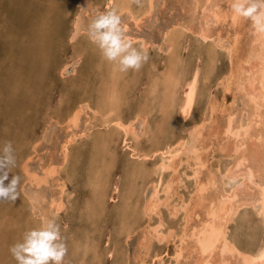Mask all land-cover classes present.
Segmentation results:
<instances>
[{
	"label": "rangeland",
	"instance_id": "374dc122",
	"mask_svg": "<svg viewBox=\"0 0 264 264\" xmlns=\"http://www.w3.org/2000/svg\"><path fill=\"white\" fill-rule=\"evenodd\" d=\"M78 1L79 0H0V146L10 141L15 156V166L9 171L8 180H5L4 183L7 184L14 175L20 177V183L17 189L19 195L17 198L14 201H0V264H16L15 259L9 251L10 247L21 239L22 234L26 230L36 227V225H39L46 218L50 219L53 217L56 218L57 223L60 225L61 235L64 238L67 248L63 264H194L193 262H195L196 259L200 260V256L199 253L193 249V238L189 237L188 234L191 233L192 229L197 228L203 219H206L205 211L208 202L216 201L217 197L219 198V196L222 195L230 197L233 193H235L233 196L234 200L241 199L242 202H248L244 203L247 206L243 204L237 208V212L233 215H236L235 218L233 216L231 218L233 221L231 220L230 222L229 220V223L227 222L228 228L226 229V233H229L227 236H229L236 245H239L241 242L242 244L238 246L239 248L248 246L249 250H255V248L261 246L264 240V231H262L264 227H262L263 223H261L262 219H260L261 216L259 215V202L253 200L255 199L256 194L254 191L256 190L253 191V188H251V190L248 189V191L245 190V176L243 177L242 173L241 175L234 174V171L238 169L237 171L241 172L240 170H245L249 168V166H252V169H254L253 171L256 173L254 172L253 174L254 178L252 177L251 187L256 185L254 182L258 184L262 182L263 176H261V174H264V152L262 151L261 143L258 142L257 137H255V135L257 136L256 133L260 134V131H262V124L254 125V123L250 122V105L245 100L242 92L237 90L236 84L232 83L229 89L225 90V85L227 83L226 78L230 75L228 72L231 71V67L238 70V67L235 66H240L242 69L239 71H242V76H248L249 73L246 71L247 68H250L252 64H256L259 60L258 54L264 52V43L259 45L258 40L255 39L256 33L253 31L250 22L239 18L235 19L234 22L231 20L229 16L231 11L229 0H134V6L136 8H140V6L145 8L150 1L152 4L149 12L140 15L141 18L139 17L136 22L130 17L128 12H118L126 36H133V38H128L136 42L134 46L139 47L138 49H141L140 44L142 42L146 43L147 48L144 51L148 52V59L142 64L140 67L141 69H138L139 71L130 69L131 72L128 70L129 73L123 71L119 72V74L121 73L120 75H122L117 83V85H119L120 106L115 113L120 112L118 114L121 115L126 122L133 119L132 126L135 128H132L133 130L129 129L130 131L128 130L126 133L121 129H119L120 131L115 130L112 123L108 126L102 124V118L98 114L94 116L92 111L88 108L86 109L85 106L80 110L81 114L76 126H69L66 121L70 112L75 110L79 104L82 103L81 105H83L87 100L92 108L95 107L94 102L98 99L99 94L97 95V90L100 86L101 79L103 77H110L106 76V74L109 75L105 70L106 68L103 71L101 70L104 64H101L99 68L96 67L99 65L98 55L100 53L96 48H93L95 45L92 43V46L87 34L90 21L100 11H95V9L90 7L87 11L83 10V7L86 5L88 6V1L90 2L91 0H82V3H78ZM96 1L97 0H94L93 3ZM194 1H197V8L193 10L192 4ZM202 4L204 6H202ZM201 8H203V11ZM216 10L217 12L220 11L225 17L223 19H220V17L215 22L210 21L212 18L211 11L216 12ZM106 11H108V9L104 10V12ZM85 12H87V14ZM203 13L205 15H203ZM79 14L80 16H78ZM202 16H205L207 20L209 19L208 23L210 24L205 23ZM58 18L60 24L58 23ZM40 20L42 26L40 29L42 30L41 32L38 31L40 28ZM73 22L77 25L80 33L75 36V39L69 40L67 36H69L68 32H71L74 26ZM204 24L208 27V33L211 36L206 42L207 44L204 43L206 46H203L201 43L199 44L197 37H195L193 33L198 27ZM185 25H188V29L185 31H188L189 35L184 31L183 42L185 48L182 50L181 66L183 67V72L186 70L185 73H187L188 70L187 74H189V70H191L193 64H199L200 74L196 96L190 113L185 117H181L182 115H179V109L175 103L177 100H181L184 88L181 87V89H177L174 96H170L171 98L169 100L170 102H174L177 98L174 103L175 105L173 104L172 107L170 106L172 109H168V113H166L167 117L164 120V116H166L164 112L167 110H164L161 106L158 107L162 99V94L164 93L160 95V89L158 88L157 92L155 90L157 93L156 95L155 92L148 89L149 83L147 82L149 81V77L152 76L151 73L158 74L164 68V62H162L163 59L161 58L162 54H158L160 48L162 49L166 46V42L162 41L161 38L164 28H169L170 26L171 29L176 30L178 29L176 27L180 29V26L183 27ZM233 37L237 38L236 41ZM214 42H216L217 45ZM78 43L81 44L80 46H87L80 58L73 56L74 49H80ZM217 46L218 48L216 49ZM41 47L43 49H40ZM253 48L255 50H253ZM192 49L194 52H200V59H197L198 61L196 62L195 53ZM254 52L257 57H255ZM208 53L216 54L213 65L209 64L210 57ZM165 57L166 56H163V58ZM229 59L231 60L229 61ZM75 60L77 61L73 64L72 62ZM149 61L150 63H148ZM56 62L57 64L68 63L63 74H61L59 70L60 65L57 66ZM143 66L144 68H142ZM148 67L152 68L147 70ZM237 70L236 73H232V76L235 74L237 77ZM101 72L105 73L103 74ZM125 74H131V79L128 77L129 75L127 76L130 81L127 78L124 80L123 77L126 76ZM146 76H148V79ZM84 77L86 79H84ZM186 78L187 76L183 77V79ZM64 81H66V83ZM84 81L87 86H85ZM124 82L127 83L124 85ZM126 85L129 87L127 88ZM230 89L231 91H229ZM233 91L236 92L235 94H237V96ZM149 94L151 95L150 98L148 97L150 96ZM124 96L129 102L125 100ZM215 102L218 103L216 104ZM218 104L219 107L217 106ZM246 104L248 105L247 107H245ZM212 106L213 110L210 108ZM142 109H144L145 112L147 109L150 110V113L148 112L149 114L146 112V125H141V116H138L141 111L143 112ZM209 115L211 118H209ZM161 116L163 119H160L162 118ZM228 118L231 121L230 128L236 127V123L243 126H247V123L252 125L248 124L250 126L248 127L249 134H251L252 137H249V139L245 136L246 141H244V146L246 147L243 146L244 149L238 147V151L233 150L235 147L234 144L237 141L235 139H239L240 137H234V135L230 134L227 130ZM154 121L157 123H154ZM164 121L165 124H163ZM242 121L246 122V125ZM196 123L198 125H196ZM85 126L89 129L91 128L88 136L82 138L78 136L73 142L69 154L71 156H69L67 163L59 168V174L48 176L45 181L41 182L39 185L30 182L27 176L31 171L39 176L41 173L43 174L44 169L49 165L61 162L62 154L60 152V145L62 141L66 139L69 132V134H73V132L78 134ZM97 128L99 130L101 129V131L97 130ZM257 129L258 131L256 132ZM142 130L145 132L142 133ZM190 131L192 135H190ZM251 131L254 132L252 133ZM93 132L95 137L92 136V134L90 135V133ZM158 132H162L158 134L161 135V137L157 135ZM107 138L108 140H106ZM132 138H134L135 141ZM157 138L161 139L157 140ZM95 139H101V142L98 144L99 141L96 142ZM240 140H243V138ZM156 142H159V145H157L158 143ZM102 143H104V145ZM164 144H166V146ZM255 144L258 148L255 147ZM150 145L153 146V150ZM98 146L101 147V150L98 149ZM137 147H139V149ZM156 147L158 149L155 151L154 149H156ZM169 147L174 150V153H172L173 150ZM103 148L108 150L106 151ZM147 148H149V151H147ZM190 149L197 150V155L203 165L200 162H196L194 154ZM251 150H256L258 154L252 153ZM89 151L94 152L92 153ZM240 153H243L246 158L242 163L243 165L241 164L235 169L233 165ZM95 157L97 158L95 159ZM101 157L104 158L103 162L105 164H102L104 168L100 165V161H102V159H100ZM139 157L142 158L140 159ZM167 157L172 161L170 165V167H172L170 169L162 166L163 162L165 164L169 160ZM143 159L144 161H141ZM165 159L168 160L166 161ZM96 161L98 165L95 163ZM127 162H132V165L127 164ZM126 164L131 167H128ZM134 167L137 170L134 169ZM155 167H158V170ZM85 168L90 171H86ZM131 169H134V171L131 172ZM227 169L231 171L228 172L226 171ZM94 170L101 174L102 182L100 185L105 182L104 184L106 185L103 186L104 189L108 186V189H105L107 197H104V200L100 203L93 198L97 188V185L94 184ZM129 170L130 172H128ZM142 171H145L146 174ZM134 172H136V174H134ZM197 172L198 174H196ZM227 172L231 173L228 174ZM125 173L129 175L127 176ZM55 175H57L58 178H62V180L64 179L65 188L63 192H61L62 194L59 192L60 189L57 186ZM134 175L138 178L135 177V179H133ZM129 176L132 177L134 181L137 179L140 181L137 180L135 183L133 181L131 182L130 180L132 179H130ZM142 176H145L144 178L147 180L145 179L144 181ZM210 180L213 186H210ZM208 182L209 185L207 184ZM131 183L134 184L132 185ZM124 185H126V188L123 187ZM198 185L199 187H197ZM206 185L209 186V188ZM195 187L200 188L199 191H196L198 189H195ZM125 189H128V191H125ZM218 190L220 191L217 195L216 192L218 193ZM129 194L132 198H129ZM166 194H168L170 198ZM35 196L37 200H35ZM60 197L63 202L62 209L55 210L53 209L54 206L49 208L50 199H60ZM150 200L156 206L153 209L149 206L150 203L148 202H150ZM124 201L126 204L123 203ZM121 204L123 206L125 205L124 208L126 209H122L123 206H121ZM179 204V207L176 206ZM147 205L148 210L146 208ZM143 207L144 209H142ZM16 209L18 210L16 211ZM116 209L126 211L120 212V210L117 211ZM120 213L123 215L120 216ZM119 216L120 219L118 218ZM122 221L128 224L131 223L129 225L132 228L127 227V224V226L122 225ZM259 224H261L262 227L260 229ZM154 226L160 228L158 229ZM233 226H235L234 229ZM117 227H119L118 230ZM126 227L127 230H129L127 233L125 231ZM154 228H157L155 231L157 234L154 233ZM119 230L120 232L118 233ZM168 230H170V232ZM260 231H262V234H260ZM158 232L160 234L164 233V235H158ZM233 232L236 234L237 239ZM245 232H249L251 238L247 235L248 233ZM183 233L187 234V236H184ZM150 235L154 237L158 235V237L155 239ZM245 235H247V238H245ZM177 237H179V239ZM252 237L255 239H252ZM259 237H263V240ZM163 238H166V240H162ZM248 238L249 240H246ZM244 239L245 242L247 241V244L249 241H252L253 243H250H252L251 245L255 246V248H252L250 244L244 245ZM188 243H190V245ZM179 252L180 254L177 256ZM216 254L217 251L214 250L205 263L213 264L218 257Z\"/></svg>",
	"mask_w": 264,
	"mask_h": 264
},
{
	"label": "bare ground",
	"instance_id": "6f19581e",
	"mask_svg": "<svg viewBox=\"0 0 264 264\" xmlns=\"http://www.w3.org/2000/svg\"><path fill=\"white\" fill-rule=\"evenodd\" d=\"M94 1V0H93ZM93 1L91 0L90 2L88 1V6L86 5V6H84L83 8V10H88V8L90 7V8H92V9H95V11L96 10H98V11H100V12H104V10L105 9H108V11H116L117 13L118 12H128L129 14H130V17L136 22L138 19H139V17H140V15H143V14H145V13H148L149 12V10H150V8H151V1L149 2V3H147V5H146V7L145 8H142L141 6H140V8L139 7H135L134 6V0H97L95 3H93ZM198 1V0H197ZM197 1H194L193 2V10L195 9V8H197L196 6H197ZM57 3V2H56ZM78 3H82V0H79L78 1ZM87 3V2H86ZM199 4V3H198ZM202 6H204L203 4H202ZM82 7V6H81ZM207 7V6H206ZM209 8V7H208ZM202 9V11H203V8H201ZM90 10V9H89ZM212 12V18H211V20L210 21H213V22H215V21H217L220 17V19H223L225 16H223V14H221V12H220V14H219V12H217V10H216V12L215 11H211ZM86 14H87V12H85ZM84 13V14H85ZM97 13V12H96ZM83 14V15H84ZM119 14V13H118ZM127 14V13H126ZM230 15V18H231V20L234 22L235 21V19H237V17L236 16H234L233 14H232V12L230 11V13H229ZM203 15H205L204 13H203ZM77 16V15H76ZM78 16H80V14L78 15ZM129 16V15H128ZM148 16V15H147ZM208 16V15H207ZM210 16V15H209ZM82 17V16H81ZM81 17H80V19H81ZM203 17V19H204V22L205 23H208V20L205 18V16H202ZM79 18V17H78ZM141 18V17H140ZM208 18V17H207ZM42 20V19H41ZM41 20L39 21L40 22V28H39V26H38V28H39V32H41L42 30H40L41 29ZM81 21V20H80ZM60 22V20H59V18H58V23ZM172 22V21H171ZM57 23V22H56ZM57 23V24H58ZM80 23H82V22H80ZM60 24V23H59ZM58 24V25H59ZM73 24H74V26H73V28H72V30H71V32H68L69 33V36H67L68 37V39L69 40H73V39H75V36H77L79 33H80V31H79V29H78V27H77V25H75V23L73 22ZM177 24H179V23H177ZM208 24H210V23H208ZM207 24V25H208ZM234 24V23H233ZM236 24V23H235ZM43 25V24H42ZM126 25V24H125ZM188 26V25H187ZM187 26L185 25V26H183V27H181L180 26V29H179V27H176V28H178V29H171L170 28V26H169V28L168 27H166V28H164V30H163V33H162V41H164V42H166V46H165V48H160V52L158 53V54H162V56H161V58L163 59L162 60V62H164V68L161 70V72L160 73H158V74H156V73H151V77H149V81L147 82V83H149V85H148V89H150V91H152V92H155V90H156V92H157V89L159 88L160 89V95L162 94V93H164V94H162V99L160 100V105L158 106V107H163V109L164 110H167L166 112H164V114H166V113H168V109L170 108V109H172L171 107H172V105L175 103V101L177 100V98H176V100L174 101V102H170L169 100H170V96H174V94L176 93V90L177 89H181V87H183L184 89V91L182 92V98H181V100H177V102L175 103L176 104V106L178 107V109H179V115H182L181 117H185L186 115H188L189 113H190V110L192 109V106H193V104H194V100H195V96H196V91H197V86H198V79H199V74H200V68H199V64H193V66L191 67V70H189L190 72H189V74H187L188 73V70H187V73H185L186 72V70L183 72V67L181 66L182 65V50H183V48H185V45H184V31L186 30V29H188L187 28ZM44 27L46 28V26L44 25ZM54 27V26H53ZM126 27V26H125ZM51 28V27H50ZM55 28V27H54ZM33 29H35V28H33ZM57 29V28H56ZM192 30V29H191ZM85 31V30H84ZM129 32V31H128ZM185 32H187V34H188V31H185ZM191 33V32H190ZM194 33V36L195 37H197V39H198V42H199V44L201 43L203 46H206L204 43H206L209 39H210V34L208 33V27L206 26V24H204L203 26L201 25L200 27H198L197 28V30L195 31V32H193ZM189 35V34H188ZM127 37H131V36H127ZM131 38H133V36L131 37ZM193 38V37H192ZM222 38V37H221ZM233 38H235V37H233ZM135 39V38H134ZM186 39V38H185ZM189 39V38H188ZM194 39V38H193ZM236 39L237 38H235L234 40L236 41ZM255 39H257L258 40V42H259V45H262L263 43H264V35H258V34H256L255 35ZM38 40V39H37ZM190 40V39H189ZM27 41V40H26ZM40 41V40H39ZM186 41V40H185ZM233 41V40H232ZM35 42V41H34ZM133 42V45L136 43V42H134V41H132ZM188 42V41H187ZM234 42V41H233ZM215 44H216V42H214ZM214 43H213V45H214ZM221 43V42H220ZM30 44V43H29ZM40 44V43H39ZM65 44V43H64ZM91 44H92V42H91ZM196 44H197V42H196ZM207 44V43H206ZM222 44V43H221ZM234 44V43H233ZM31 45V44H30ZM81 44L80 43H78V46H79V48L80 49H78V48H76V49H74V54H73V56H77V57H81V55H82V53L85 51V49L87 48V46L85 47V46H80ZM90 45V44H89ZM217 45V44H216ZM63 46V45H62ZM92 46H93V44H92ZM221 46V45H220ZM257 46V45H256ZM35 47V46H34ZM64 47V46H63ZM136 47V46H135ZM140 47H141V50H145L146 48H147V44L146 43H144V42H142L141 44H140ZM75 48V47H74ZM94 49L96 48L97 50H98V52L100 53V51H99V49L96 47V46H94L93 47ZM137 48H139V47H137ZM206 48V47H205ZM205 48H204V50H205ZM210 48V47H209ZM218 48V46L216 47V49ZM229 48H230V46H229ZM259 48V47H258ZM262 48V47H261ZM260 48V49H261ZM40 49H43L42 47L40 48ZM210 49H212V48H210ZM209 49V50H210ZM63 50H65V49H63ZM193 50V49H192ZM212 50H214V49H212ZM228 50V49H227ZM253 50H255L254 48H253ZM263 50V49H262ZM261 50V51H262ZM80 53H78V52ZM91 51V50H90ZM93 51V50H92ZM148 51V50H147ZM215 51V50H214ZM193 52H194V50H193ZM206 52V51H205ZM208 52V51H207ZM211 52V51H210ZM256 52V51H255ZM254 52V53H255ZM60 53V52H59ZM146 53H148V52H146ZM195 53V62L196 61H198L199 59H200V52L199 51H196V52H194ZM261 54H258V57H259V60L256 62V64H252V65H250V68H247V72L249 73V75L248 76H246V75H244V76H242V74H241V72L242 71H239L240 69H242V68H240V66H235V67H238V70L236 69V68H233V67H231L230 69H231V71L230 72H228V73H230V75L226 78V79H224V80H226L227 81V83H226V85H225V90H228L229 89V87H230V85L233 83V84H236V88H237V90L238 91H241L242 92V95L245 97V100L247 101V103L250 105V110H251V115H250V122H252V123H254V125L255 124H259V125H261L262 124V131H260V134L259 133H256L257 134V136L255 135V137H257V139H258V142H260L261 143V147H262V151L264 152V52H260ZM87 54V53H86ZM229 54H230V52H229ZM228 54V55H229ZM251 54V53H250ZM249 54V55H250ZM206 55V54H205ZM216 55V54H215ZM214 55V53L213 54H211V53H208V56L210 57L209 58V64L211 65H213V63H214V61H215V58H216V56ZM249 55H247V56H249ZM252 55V54H251ZM85 56V55H84ZM163 56H166L165 58H163ZM64 57V56H63ZM230 57V56H229ZM253 57V56H252ZM255 57H257V55H256V53H255ZM255 57H253L254 59H256ZM79 58H77V59H79ZM89 58V57H88ZM249 58H251V57H249ZM198 59V60H197ZM258 59V58H257ZM62 60V59H61ZM85 60H87V59H85ZM98 63H99V65L98 66H96L97 68H99V66L101 65V64H104V66H102V68L103 69H101L102 71L105 69L106 70V72L109 74V75H107L106 74V76H110V77H107V78H105V77H103L104 75V73L105 72H101V73H103V74H101V75H103L102 77V79H101V82H100V86H99V88H98V90H97V95H98V99H96L95 100V102H94V106L95 107H93L92 108V106L90 105V103H89V101L87 100V101H85L84 102V104L83 105H81V104H79L78 105V107L75 109V110H72L71 112H70V114L68 115V117H67V119H66V121H67V123H68V125L69 126H76L77 125V122H78V119H79V116H80V114H81V112H80V110H82L81 108L83 107V106H85V108L87 109H89V110H91L92 111V113L94 114V116L95 115H99L101 118H102V124H104V125H106V126H108L109 124H111L112 123V125L114 126V128H115V130H119V129H121V130H123L124 132H128V130L130 129V130H133L132 128H134L132 125H133V119L132 120H130V121H124V119L122 118V116L121 115H119L118 113H120V112H118V113H115V111L118 109V107L120 106V97H119V89H118V87H119V85H117V83H118V81L120 80V76H122V75H120L119 74V72H122L121 70H120V68H119V65L117 64V63H115V62H109V61H106L105 59H103L102 58V56H101V53L98 55ZM231 59H229V61H230ZM77 60H75L74 62H72L73 64L76 62ZM248 62V61H247ZM96 63V62H95ZM148 63H150V61L148 62ZM147 63V64H148ZM184 63V62H183ZM198 63V62H197ZM239 63V62H238ZM254 63V62H253ZM56 64H57V62H56ZM240 64V63H239ZM242 64V63H241ZM60 65V72H61V74H63L64 73V71L66 70V66L68 65V63L67 62H65V63H62V64H57V66H59ZM151 65V64H150ZM149 65V66H150ZM233 65V64H232ZM236 65V64H235ZM54 66H56V65H54ZM54 66H52V67H54ZM86 66V65H85ZM154 66V65H153ZM231 66V65H230ZM75 67V66H74ZM142 68H144V66L142 67ZM152 68V67H151ZM151 68H147V70L148 69H151ZM70 69V68H69ZM76 69V68H75ZM141 69V68H140ZM139 69V70H140ZM54 70H55V68H54ZM53 70V71H54ZM95 70V69H94ZM138 70V71H139ZM154 70V69H153ZM236 70L238 71V73H237V77L235 76V74H234V76H232L233 74V72H235L236 73ZM252 70H253V72H252ZM79 71V70H78ZM130 72H131V70H129ZM149 71H151V70H149ZM128 72V71H127ZM153 72V71H152ZM246 72V73H247ZM129 73V72H128ZM148 73H150V72H148ZM228 73H226V74H228ZM67 74H68V72H67ZM145 74V73H144ZM88 75V74H87ZM101 75H100V77H101ZM126 75V74H125ZM129 75V74H128ZM128 75H126L125 77H123L124 78V80H125V78H127V76ZM131 75V74H130ZM130 75L128 76L129 78H130ZM148 75V74H147ZM182 75H183V77L184 76H187V78L186 79H183V77H182ZM72 76H74V75H72ZM135 76V75H134ZM75 77H76V75H75ZM87 77V76H86ZM92 77V76H91ZM147 77V79H148V76H146ZM78 78V77H77ZM83 78V77H82ZM109 78V79H108ZM111 78V79H110ZM129 78H127L129 81H130V79ZM84 79H86L85 77H84ZM230 79V80H229ZM78 80V79H77ZM123 80V81H124ZM88 81H89V79H88ZM96 81V80H95ZM128 81V82H129ZM65 83H66V81H64ZM85 82V81H84ZM122 82V81H121ZM123 83V82H122ZM127 83V82H126ZM125 82H124V85L126 84ZM50 84V83H49ZM96 84V83H95ZM133 85V84H132ZM142 85V84H141ZM224 85V84H223ZM85 86H87V84H86V82H85ZM134 86V85H133ZM120 87H121V85H120ZM126 87H127V85H126ZM129 87V86H128ZM127 87V88H128ZM224 87V86H223ZM124 88V87H123ZM123 88H122V90H123ZM131 88H132V86H131ZM144 88V87H143ZM146 88V89H147ZM88 89H89V87H88ZM83 90V89H82ZM134 90V89H133ZM224 90V89H223ZM229 91H231V89L229 90ZM237 91V92H238ZM128 92V91H127ZM131 92V91H130ZM142 92V91H141ZM155 92V93H156ZM210 92V91H209ZM234 92V94L236 93L235 91H233ZM240 92V93H241ZM123 93V92H122ZM125 93H126V91H125ZM154 93V94H155ZM84 94V93H83ZM85 94H86V92H85ZM150 95V94H149ZM153 95V94H152ZM156 95H157V93H156ZM236 96H237V94H235ZM83 96V95H82ZM125 96H126V94H125ZM124 96V98H125V100H126V97ZM129 96V95H128ZM144 96V95H143ZM148 96V95H147ZM137 97V96H136ZM149 98L151 97V95L150 96H148ZM97 98V97H96ZM153 98V97H152ZM236 98V97H235ZM87 99V98H86ZM122 99H123V97H122ZM79 100H80V98H79ZM84 100V99H83ZM124 100V99H123ZM155 100V99H154ZM126 101H128V100H126ZM143 101V100H142ZM213 101V100H212ZM80 102V101H79ZM129 102V101H128ZM146 102H147V100H146ZM146 102H143V103H146ZM211 102V101H210ZM123 103V102H122ZM122 103H121V105H122ZM148 103V102H147ZM151 103V102H150ZM216 103V102H215ZM218 103V102H217ZM216 103V104H217ZM245 103V102H244ZM142 104V103H141ZM174 104V105H175ZM213 104V103H212ZM215 104V105H216ZM139 105V104H138ZM234 105V104H233ZM245 105V104H244ZM171 106V107H170ZM218 107H219V104L217 105ZM248 105L246 104V106L245 107H247ZM139 107V106H138ZM244 107V108H245ZM85 108H84V110H85ZM211 108V110H213V106L212 107H210ZM216 108V107H215ZM152 109V108H151ZM160 109V108H159ZM177 109V110H178ZM259 109H261V110H259ZM143 110V112L141 111L139 114H138V116H141L140 118H141V125H146L147 124V119H146V112L148 113H150V110L149 109H147L146 110V112L144 111V109H142ZM215 111V110H214ZM260 111V112H259ZM83 113V112H82ZM148 113V114H149ZM212 113V112H211ZM210 113V114H211ZM229 115V114H228ZM233 115V114H232ZM220 116V115H219ZM231 116V115H230ZM162 117V116H161ZM165 118H164V120L166 119V117H167V114H166V116H164ZM209 118H211L210 117V115H209ZM160 119H163V117L162 118H160ZM208 119V118H207ZM233 119H234V117H233ZM206 120V119H205ZM204 120V121H205ZM228 120V125L226 126L227 127V130L230 132V134H233L234 135V137H240L239 139H235L234 137H232V138H234L235 140H237L236 142H235V144H234V151H236L237 149H238V147H242L243 149H244V147H246V146H244V144H245V142L244 141H246V137L245 136H247V138H251L252 137V135L251 134H249V129H248V127H250L249 125H251V124H249V123H247V126H243V125H241V124H237L236 123V127H232V128H230L231 126H230V120H229V118L227 119ZM163 121V120H162ZM203 121V120H202ZM246 121H248V120H246ZM175 122V121H174ZM242 122H244V121H242ZM138 123V122H137ZM154 123H157V122H155L154 121ZM170 123V122H169ZM168 123V124H169ZM240 123V122H239ZM245 123V125H246V122H244ZM97 124V123H96ZM163 124H165V121H164V123ZM167 124V123H166ZM204 124V123H203ZM249 124V125H248ZM158 125V124H157ZM196 125H198L197 123H196ZM235 125V124H234ZM90 126V125H89ZM99 126V125H98ZM111 126V125H110ZM194 126V125H193ZM192 126V127H193ZM216 126V125H215ZM252 126V125H251ZM93 127V126H92ZM100 127H102V126H100ZM99 127V128H100ZM144 127V126H143ZM199 127V126H198ZM225 127V128H226ZM107 128V127H106ZM148 128V127H147ZM150 128V127H149ZM256 128H257V126H256ZM91 129V128H90ZM87 126H85L83 129H82V131H80V133H78V134H75L74 132H73V134H69L68 133V136L66 137V139L64 140V141H62V143H61V145H60V152H61V154H62V159H61V162L60 163H58V164H51V165H49L46 169H44V171H43V174L41 173L39 176L38 175H36L35 173H33L32 171L30 172V173H28V179L30 180V182H32V183H34L35 185H39L41 182H43V181H45V179L48 177V176H51V175H53V174H59V168L60 167H62L63 165H65L66 163H67V161H68V159H69V156H71V155H69L70 154V148H71V146H72V144H73V142L77 139V137L78 136H80L81 138L82 137H87L88 136V134H89V130H90ZM112 129V128H111ZM135 129V128H134ZM142 129V128H141ZM144 129V128H143ZM201 129H203V128H201ZM97 130H99L98 128H97ZM129 130V131H130ZM190 130V129H189ZM226 130V129H225ZM254 130V129H253ZM99 131H101V129L99 130ZM105 131H106V129H105ZM104 131V132H105ZM120 131V130H119ZM155 131V130H154ZM162 131V130H161ZM193 131V130H192ZM197 131V130H196ZM200 131H203V130H200ZM248 131V132H247ZM258 131V129L256 130V132ZM103 132V131H102ZM145 131L144 130H142V133H144ZM163 132V131H162ZM162 132H158L157 133V135L160 133H162ZM252 132V131H251ZM254 132V131H253ZM252 132V133H253ZM107 133H109V132H107ZM132 133V132H131ZM129 134V135H132V134ZM134 133V132H133ZM141 133V134H142ZM155 133V132H154ZM190 133V135H192V133H191V131L189 132ZM226 133V132H225ZM228 133V132H227ZM92 134V136H94V132L93 133H90V135ZM96 134V133H95ZM99 134H101V133H99ZM105 134H106V132H105ZM104 134V135H105ZM114 134V133H113ZM201 134V133H200ZM107 135V134H106ZM134 135V134H133ZM156 135V136H157ZM197 135V134H196ZM110 136V135H109ZM118 136V135H117ZM142 136V135H141ZM145 136V135H144ZM152 136V135H151ZM158 136H160L161 137V135H158ZM201 136V135H200ZM95 137V136H94ZM98 137V136H97ZM96 137V138H97ZM135 137V136H134ZM138 137V136H137ZM165 137V136H164ZM170 137V136H169ZM190 137V136H189ZM193 137V136H192ZM199 137V136H198ZM255 137H254V139H255ZM131 138V137H130ZM136 138V137H135ZM154 138H156V137H154ZM243 138V140H240V139H242ZM249 138V139H250ZM90 139H92V138H90ZM89 139V140H90ZM112 139V138H111ZM133 140H134V138H132ZM137 139V138H136ZM140 139V138H139ZM159 138H157V140H158ZM161 139V138H160ZM159 139V140H160ZM162 139H165V138H162ZM96 140V142H98V144L101 142V139H95ZM94 140V141H95ZM106 140H108V138L106 139ZM138 140V139H137ZM157 140H154V141H157ZM180 140V139H179ZM193 140V139H192ZM191 140V141H192ZM234 140V141H235ZM135 141V140H134ZM140 141V140H139ZM148 141V140H147ZM162 141V140H161ZM182 141V140H181ZM183 141H184V139H183ZM183 141H182V143H183ZM190 141V142H191ZM149 142V141H148ZM189 142V143H190ZM193 142V141H192ZM244 142V143H243ZM90 143V142H89ZM136 143V142H135ZM145 143V142H144ZM155 143V142H154ZM156 143H158L157 145H159V142H156ZM169 143V142H168ZM177 143V142H176ZM255 143V142H254ZM103 145H104V143H102ZM114 144V143H113ZM137 144V143H136ZM197 144V143H196ZM200 144V143H199ZM101 145V144H100ZM138 145V144H137ZM148 145V144H147ZM156 145V146H157ZM161 145V144H160ZM165 146H166V144H164ZM188 145V144H187ZM257 145H258V143H257ZM260 145V144H259ZM91 147H93L92 145H90ZM152 145H150V147H151ZM172 146V145H171ZM170 146V147H171ZM193 146V145H192ZM244 146V147H243ZM103 147V146H102ZM108 147V146H107ZM136 147V146H135ZM158 147V146H157ZM156 147V149H154L155 151L158 149ZM169 147V148H170ZM175 147V146H174ZM194 147H196V146H194ZM198 147V146H197ZM231 147H232V145H231ZM251 147V146H250ZM255 147H256V144H255ZM94 148V147H93ZM101 147L100 146H98V149H100ZM138 149H139V147H137ZM179 148V147H178ZM177 148V149H178ZM256 148H258V147H256ZM260 148V147H259ZM104 149V148H103ZM111 149V148H110ZM149 148H147V151H149L148 150ZM170 149H172V148H170ZM199 149V148H198ZM101 150V149H100ZM104 150H106V149H104ZM108 150V149H107ZM106 150V151H107ZM130 150V149H129ZM152 150H153V146H152ZM173 150V149H172ZM175 150H176V148H175ZM191 150V152L194 154V159L196 160V162L198 163V162H202V161H200L199 160V156L197 155L198 153H197V150L196 149H190ZM232 150V149H231ZM246 150H248V149H246ZM110 151H112V150H110ZM137 151V150H136ZM140 151V150H139ZM161 151H163V150H161ZM166 151V150H165ZM169 151H171V150H169ZM178 151H180V150H178ZM233 151V152H234ZM238 151V150H237ZM250 151V150H249ZM248 151V152H249ZM252 151V153H256L257 151L256 150H251ZM89 152H92V151H89ZM94 152V151H93ZM92 152V153H93ZM96 152V151H95ZM104 152V151H103ZM142 152V151H141ZM164 152V151H163ZM181 152V151H180ZM91 153V154H92ZM154 153V152H153ZM156 153V152H155ZM172 153H174V150L172 151ZM175 153H176V151H175ZM192 153H190V154H192ZM250 153V152H249ZM90 154V155H91ZM105 154V153H104ZM107 154H108V152H107ZM136 154V153H135ZM134 154V155H135ZM138 154V153H137ZM136 154V155H137ZM142 154V153H141ZM162 154V153H161ZM160 154V155H161ZM178 154V153H177ZM258 153H256V155H257ZM263 154V153H262ZM95 155V154H94ZM114 155V154H113ZM139 155V154H138ZM163 155V154H162ZM189 155V154H188ZM100 156V155H99ZM104 156V155H103ZM110 156V155H109ZM146 156V155H145ZM150 156H151V153H150ZM165 156H167V155H165ZM164 156V157H165ZM172 156V155H171ZM250 156V155H249ZM105 157V156H104ZM153 157V156H152ZM164 157H162V158H164ZM192 157V156H191ZM236 157V156H235ZM234 157V158H235ZM256 157V156H255ZM97 157H95V159H96ZM140 158V157H139ZM142 158V157H141ZM140 158V159H141ZM168 159H169V157H167ZM182 158V157H181ZM181 158H180V160H181ZM245 156H244V154L243 153H240V155H239V157L237 158V159H235V164L233 165V167H235V169H236V167H238V166H240L242 163H243V161H245ZM258 158V157H257ZM263 158V157H262ZM88 159V158H87ZM99 159V158H98ZM97 159V160H98ZM100 159H102V161H100L101 162V164L100 165H102L104 162H103V157H101ZM138 159V158H137ZM168 159H165L166 161L168 160ZM187 159V158H186ZM193 159V158H192ZM260 159H261V157H260ZM146 160V159H145ZM153 160H155V159H153ZM163 160V159H162ZM250 160H251V158H250ZM258 160H259V158H258ZM87 161H89V160H87ZM141 161H144V159L143 160H141ZM164 161V160H163ZM189 161V160H188ZM247 161V160H246ZM260 161V160H259ZM99 162V163H100ZM135 162V161H134ZM155 162V161H154ZM184 162V161H183ZM263 162V161H262ZM95 163H97V161L95 162ZM110 163V162H109ZM244 163H246V162H244ZM252 163V162H251ZM256 163V162H255ZM260 163V162H259ZM105 164V163H104ZM127 164H130V165H132V162L131 163H128L127 162ZM126 164V165H127ZM134 164V163H133ZM138 164H140V163H138ZM172 164V161L169 159L168 161H167V163H165L164 164V162H163V167L164 168H171L170 167V165ZM202 164V163H201ZM264 164V163H263ZM87 165H88V163H87ZM97 165H98V163H97ZM130 165H127L128 167H131ZM153 165V164H152ZM203 165V164H202ZM201 165V166H202ZM243 165V164H242ZM247 165V164H246ZM251 165V164H250ZM91 166V165H90ZM104 165H102V167H103ZM141 166V165H140ZM140 166H138V167H140ZM150 166V165H149ZM157 166H159V165H157ZM254 166V165H253ZM260 166H261V164H260ZM89 167V166H88ZM87 167V168H88ZM107 167H109V166H107ZM126 167V166H125ZM124 167V168H125ZM136 167V166H135ZM134 167V169H136ZM137 167V168H138ZM142 167V166H141ZM151 167V166H150ZM241 167H243V166H241ZM259 167V166H258ZM87 168H85L86 169V171H90V170H88ZM104 168V167H103ZM121 168V167H120ZM156 169L158 168V167H155ZM174 168V167H173ZM201 168V167H200ZM246 168V167H245ZM260 168V167H259ZM134 169H131V172H133L134 171ZM144 169V168H143ZM142 169V170H143ZM196 169V168H195ZM243 169V168H242ZM84 170V169H83ZM107 170V169H106ZM126 170H127V168H126ZM137 170V169H136ZM158 170V169H157ZM167 170V169H166ZM238 169H236L235 171H234V174L236 173V174H240L241 175V173L243 174L242 176L244 177L245 176V186H244V188H245V190H247L248 191V189H250L251 190V188H253L252 190L254 191V190H256V191H254L255 192V199H253V200H255V201H257V202H259V215L262 217H260V219H262V221H261V223H263L262 224V227H264V174L262 175L261 174V176H263V180H262V182L260 183L259 182V184L258 183H255L254 182V184H256V185H254V184H252V185H254V187H251V182H252V177H253V174H254V172L255 171H253L254 169H252V166L250 167L249 166V168H247V169H243V170H240L241 172H239V171H237ZM263 170V169H262ZM86 171H85V173H86ZM95 171V170H94ZM146 171V170H145ZM145 171H142L143 173H145ZM171 171V170H170ZM195 171V170H194ZM212 171V170H211ZM210 171V172H211ZM223 171V170H222ZM226 171H231L230 169L228 170H226ZM128 172H130V170L128 171ZM127 172V173H128ZM139 172H141V171H139ZM227 172V173H228ZM104 173H105V171H104ZM108 173V172H107ZM106 173V174H107ZM127 173H125V174H127ZM212 173V172H211ZM231 173V172H230ZM230 173H228V174H230ZM256 173V172H255ZM90 174V173H89ZM103 174V173H102ZM134 174H136V172H134ZM137 174H139V173H137ZM146 174V173H145ZM196 174H198V172L196 173ZM196 174H195V176H196ZM225 174H226V172H225ZM85 175H87V174H85ZM129 174H127V176H128ZM227 175V174H226ZM56 176V182H57V186L59 187V189H60V193L61 192H63V189L65 188L64 186H65V183H64V179L62 180V178H58L57 177V175H55ZM89 176V175H88ZM87 176V177H88ZM104 176V175H103ZM107 176V175H106ZM105 176V177H106ZM157 176V175H156ZM209 176H210V174H209ZM238 176V175H237ZM257 176V175H256ZM260 176V175H259ZM258 176V177H259ZM54 177V176H53ZM107 177H109V176H107ZM135 175L133 176V179H135ZM143 178L145 177V176H142ZM234 177V176H233ZM129 178L130 179H132V177H130L129 176ZM136 178H138V177H136ZM254 178V177H253ZM262 178V177H261ZM53 179V178H52ZM86 179V178H85ZM106 179V178H105ZM130 180L131 182L133 181L134 183H135V181H137V180ZM145 179L146 178H144V181H145ZM205 179H207V178H205ZM212 179V178H211ZM258 179V178H257ZM88 180V179H87ZM90 180V179H89ZM109 180V179H108ZM126 180V179H125ZM147 180V179H146ZM157 180V179H156ZM259 180H260V178H259ZM54 181V180H53ZM105 181V180H104ZM138 181H140V180H138ZM208 181V180H207ZM207 181H205V182H207ZM244 181V180H243ZM253 181H255V180H253ZM257 181V180H256ZM88 182V181H87ZM86 182V183H87ZM102 182V179H101V174L100 173H98L97 171H95V177H94V184H96L97 186V188H96V192H95V194L93 195L94 197L93 198H95V200L97 201V202H102L103 200H104V197H107L106 196V192H105V189L108 187H106L105 189H104V187L103 186H105L106 184H104L105 182H103L102 183V185H100V183ZM108 182V181H107ZM158 182V181H157ZM212 181L210 180V186L213 184V183H211ZM28 183H29V181H28ZM90 183V182H89ZM126 183V182H125ZM124 183V184H125ZM133 183V184H134ZM148 183V182H147ZM165 183V182H164ZM203 183V182H202ZM31 184V183H30ZM29 184V185H30ZM132 184V183H131ZM132 184V185H133ZM155 184V183H154ZM167 184V183H166ZM200 184V183H199ZM206 184V183H205ZM208 185H209V182L207 183ZM55 185V184H54ZM126 185H128V184H126ZM126 185H124L123 187H125ZM130 185V184H129ZM174 185V184H173ZM196 185V184H195ZM93 186V185H92ZM180 186H181V184H180ZM205 186V185H204ZM207 186V185H206ZM213 186V185H212ZM90 187V186H89ZM131 187V186H130ZM129 187V188H130ZM160 187V186H159ZM197 187H199V185L197 186ZM208 188H209V186H207ZM236 187V186H235ZM238 187V186H237ZM256 187V188H255ZM93 188V187H92ZM126 188V187H125ZM128 188V189H129ZM146 188V187H145ZM163 188V187H162ZM161 188V189H162ZM171 188V187H170ZM203 188H206V187H203ZM213 188V187H212ZM218 188V187H217ZM255 188V189H254ZM84 189V188H83ZM108 189V188H107ZM128 189H125V191H128ZM195 189H198V190H196V191H199V189L200 188H196L195 187ZM207 189V188H206ZM224 189V188H223ZM229 189V188H228ZM227 189V190H228ZM232 189V188H231ZM66 190V189H65ZM93 190V189H92ZM115 190V189H114ZM121 190H122V188H121ZM124 190V189H123ZM164 190V189H163ZM166 190V189H165ZM213 190V189H212ZM221 190V189H220ZM220 190H218V193L216 192V194L218 195L219 194V191ZM234 190V189H233ZM236 190V189H235ZM32 191V190H31ZM116 191V190H115ZM169 191V190H168ZM216 191V190H215ZM27 192H28V189H27ZM64 192H66V191H64ZM228 192V191H227ZM232 192V191H231ZM121 193V192H120ZM158 193V192H157ZM199 193V192H198ZM201 193V192H200ZM211 193V192H210ZM222 193V192H221ZM237 193V192H236ZM245 193V192H244ZM58 194V193H57ZM62 194V193H61ZM86 194H88V193H86ZM119 194V193H118ZM155 194V193H154ZM174 194V193H173ZM215 194V195H216ZM232 194V193H231ZM247 194H249V193H247ZM254 194V193H253ZM33 195V194H32ZM45 195V194H44ZM91 195V194H90ZM158 195V194H157ZM168 197H169V195L168 194H166ZM228 195H229V193H228ZM235 195V193H233L230 197L229 196H224V195H222V196H219V198L217 197V200L215 201H211L210 203L208 202V206H207V208H206V219H203V221H201V223H200V225L197 227V228H194V229H192V231H191V233H189L188 234V236L189 237H191V238H193V242H194V244H193V249H195L198 253H199V256H200V260H197L196 258V261L195 262H193L194 264H204L205 262H207L208 261V259H209V257H210V255H211V253H213L214 252V250H216L217 251V259L214 261V263L213 264H264V240L262 239V238H260L261 240H263V242H262V244H261V246H259V244H258V248H255V246H253V245H251L253 242L252 241H249V243L248 244H250L251 246H252V248L254 247L255 248V250H249L248 249V246H246L245 248L243 247V248H239L238 246L240 245V244H242L241 242H240V244L239 245H236V243L232 240V239H230L229 238V236H227V234H229V233H226L227 232V224L229 223L228 221L230 220V222H231V218H232V216L234 215V213L235 212H237V208L240 206V205H243L244 203H246V202H248V201H241V199H239V200H234V198H233V196ZM243 195V194H242ZM34 196V195H33ZM58 196V195H57ZM118 196V195H117ZM123 196V195H122ZM121 196V197H122ZM203 196V195H202ZM36 197V196H35ZM35 197H34V199H35ZM59 197V196H58ZM154 197V196H153ZM204 197H205V195H204ZM251 197V196H250ZM29 198V197H28ZM92 198V197H91ZM129 198H132L131 196H130V194H129ZM164 198H165V196H164ZM170 198V197H169ZM183 198V197H182ZM201 198H203V197H201ZM206 198V197H205ZM244 198V197H243ZM107 199V198H106ZM126 199V198H125ZM151 199V198H150ZM156 199H157V197H156ZM211 199H213V198H211ZM230 199H231V201H230ZM237 199V198H236ZM35 200H37V197H36V199ZM130 200V199H129ZM155 200V199H154ZM159 200V199H158ZM157 200V201H158ZM166 200H168V199H166ZM207 200H208V196H207ZM252 200V199H251ZM252 200V201H253ZM79 201V200H78ZM123 201V200H122ZM125 201H127V200H125ZM123 202L124 204H126V202ZM136 201V200H135ZM161 201V200H160ZM181 201H182V199H181ZM198 201V200H197ZM200 201V200H199ZM90 202V201H89ZM163 202V201H162ZM254 202V201H253ZM35 203V202H34ZM104 203V202H103ZM122 203V202H121ZM144 203V202H143ZM148 203H150V207H152V209L154 208V207H156L155 206V204H153L152 202H151V200H150V202H148ZM155 203V202H154ZM159 203V202H158ZM183 203V202H182ZM185 203V202H184ZM32 204H33V202H32ZM50 205H49V208L51 207H53V209H55V210H60V209H62L61 207H62V205H63V202H62V200H61V197H60V199L58 198H56V199H53V198H51L50 199V203H49ZM86 204V203H85ZM106 204V203H105ZM104 204V205H105ZM136 204V203H135ZM138 204V203H137ZM200 204V203H199ZM206 204V203H205ZM258 204V203H257ZM35 205V204H34ZM91 205V204H90ZM97 205H99V204H97ZM157 205V204H156ZM245 205V204H244ZM250 205V204H249ZM248 205V206H249ZM121 206H123L122 204H121ZM121 206H119V207H121ZM175 206V205H174ZM176 206H180V204L179 205H176ZM183 206V210H184V204L182 205ZM205 206V207H206ZM245 206H247V205H245ZM251 206H252V204H251ZM86 207V206H85ZM95 207V206H94ZM93 207V208H94ZM97 207V206H96ZM125 207V205L122 207V209H126V208H124ZM135 207V206H134ZM87 208V207H86ZM89 208H90V206H89ZM104 208H105V206H104ZM103 208V209H104ZM147 210H148V205H147ZM173 208V207H172ZM244 208V207H243ZM14 209V208H13ZM40 209V208H39ZM142 209H144V207L142 208ZM180 209H182V208H180ZM239 209H241V208H239ZM257 209V208H256ZM18 209H16V211H17ZM117 210V209H116ZM120 210V209H119ZM119 210H117V211H119ZM179 210V209H178ZM20 211V210H19ZM96 211H98V210H96ZM122 211H124V210H120V212H122ZM126 211V210H125ZM124 211V212H125ZM151 211V210H150ZM149 211V212H150ZM175 211H177V210H175ZM188 211V210H187ZM258 211V210H257ZM56 212V211H55ZM54 212V213H55ZM58 212V211H57ZM99 212H100V210H99ZM105 212V211H104ZM172 212V211H171ZM185 212H186V210H185ZM89 213H90V211H89ZM159 213V212H158ZM238 213L240 214V212L238 211ZM10 214V213H9ZM37 214V213H36ZM46 214V213H45ZM53 214V213H52ZM56 214V213H55ZM157 214V213H156ZM255 214H256V212H255ZM120 216H122L123 214L122 213H120L119 214ZM125 215V214H124ZM173 215V214H172ZM247 215V214H246ZM257 215H258V213H257ZM19 216V215H18ZM102 216V215H101ZM116 216V215H115ZM120 216L118 217L119 219H120ZM236 216V215H235ZM235 216H233L234 218H235ZM252 216V215H251ZM256 216V215H255ZM246 217V216H245ZM160 218V217H159ZM190 218V217H189ZM88 219V218H87ZM133 219V218H132ZM257 219H259V218H257ZM44 220H47V218L46 219H44ZM126 220V219H125ZM161 220V219H160ZM233 221V220H232ZM238 221V220H237ZM13 222V221H12ZM89 222V221H88ZM228 222V223H227ZM251 222V221H250ZM119 223V222H118ZM159 223V222H158ZM236 223V222H235ZM255 223V222H254ZM128 226H127V225ZM129 224H131V223H129ZM128 223H125V221H122V225H126L127 227H129V228H132V227H130V225H129ZM240 224V223H239ZM250 224V223H249ZM243 225V224H242ZM248 225V224H247ZM254 225H256V224H254ZM260 225V227H259V229L260 228H262L261 227V224H259ZM37 226H39V225H36V227ZM118 226H119V224H118ZM159 226H161V225H159ZM120 227H121V225H120ZM127 227H126V233L127 232H129V230H127ZM154 227H157V226H154ZM256 227V226H255ZM26 228V227H25ZM158 228V227H157ZM156 228V229H157ZM160 228V227H159ZM158 228V229H159ZM235 228V226H233V229ZM240 228H242V227H240ZM119 229V227H117V230ZM122 229H123V227H122ZM156 229L154 228L153 230H154V233H156L155 231H156ZM255 229V228H254ZM254 229H253V231H254ZM257 229V228H256ZM116 230V231H117ZM235 230H238V229H235ZM258 230V229H257ZM9 231V230H8ZM160 231V230H159ZM169 232H170V230H168ZM167 231V232H168ZM250 231V230H249ZM262 231H264L263 230V228H262ZM262 231H260V234H262L261 232ZM10 232V231H9ZM120 232V230L118 231V233ZM152 232V231H151ZM169 232H168V234H169ZM229 232H230V230H229ZM243 232V231H242ZM251 232V231H250ZM257 232V231H256ZM13 233V232H12ZM15 233H16V231H15ZM117 233V232H116ZM171 233H173V232H171ZM234 233V232H233ZM232 233V234H233ZM245 233H248L247 235H249L250 236V238H251V234H249V232H245ZM258 233V232H257ZM121 234H122V231H121ZM150 234V233H149ZM157 234V233H156ZM160 233L158 232V235H159ZM184 234V233H183ZM235 234V233H234ZM259 234V233H258ZM258 234H256V235H258ZM118 235H120V234H118ZM118 235H117V237H118ZM153 235H155V234H153ZM152 235V236H153ZM158 235L157 236H153L155 239H156V237H158ZM160 235H164V233L162 234H160ZM187 236V234H184V236ZM238 235V234H237ZM247 235H245L246 237L245 238H247ZM252 235H253V232H252ZM255 235V236H256ZM151 236V235H150ZM151 236V237H152ZM170 236V235H169ZM178 236L180 237V235L178 234ZM240 236V235H239ZM244 236V235H243ZM254 236V235H253ZM261 236V235H260ZM150 237V238H151ZM160 237V236H159ZM171 237H172V234H171ZM179 237H177L178 239H179ZM231 237V236H230ZM235 237H236V239H237V236H236V234H235ZM242 237V236H241ZM240 237V238H241ZM86 238V237H85ZM149 238V239H150ZM162 238V237H161ZM174 238V237H173ZM243 238V237H242ZM158 239V238H157ZM189 239V238H188ZM235 239V238H234ZM252 239H255V238H253L252 237ZM159 240V239H158ZM161 240V239H160ZM162 240H166V238L164 239H162ZM246 240H249V238L248 239H246ZM257 240H259V239H257ZM237 241V240H236ZM241 241V240H240ZM192 242V241H191ZM244 242H245V239H244ZM247 242V241H246ZM245 242V244L244 245H248L247 243ZM250 242H252V243H250ZM259 242V241H258ZM182 243V242H181ZM150 244V243H149ZM189 245H190V243H188ZM256 244V243H255ZM254 244V245H255ZM187 245V244H186ZM249 245V246H250ZM117 246V245H116ZM175 246V245H174ZM149 247V246H148ZM190 247V246H189ZM188 247V248H189ZM142 248H144V247H142ZM146 248V247H145ZM175 248V247H174ZM180 248H182V247H180ZM250 248V247H249ZM252 248H250V249H252ZM149 249V248H148ZM178 249V248H177ZM183 249V248H182ZM146 250V249H145ZM79 251V250H78ZM147 251V250H146ZM179 251H180V249H179ZM148 252V251H147ZM183 253V252H182ZM145 254V253H144ZM149 254V253H148ZM179 254H180V252L177 254V256H179ZM147 255V254H146ZM215 257V256H214ZM175 258V257H174ZM213 258V257H212ZM82 259V258H81ZM179 260V259H178ZM77 261V260H76ZM75 261V262H76ZM84 261V260H83ZM79 262H80V260H79ZM210 262V261H209ZM76 263H78V262H76ZM83 264V263H82ZM206 264V263H205Z\"/></svg>",
	"mask_w": 264,
	"mask_h": 264
},
{
	"label": "clouds",
	"instance_id": "9594fccd",
	"mask_svg": "<svg viewBox=\"0 0 264 264\" xmlns=\"http://www.w3.org/2000/svg\"><path fill=\"white\" fill-rule=\"evenodd\" d=\"M229 7L234 16L249 21L256 34L264 35V0H229ZM87 34L102 58L117 63L123 72L138 70L148 59L147 53L126 36L121 18L114 10L99 12L90 21ZM14 166V151L8 141L0 146V201H14L19 195L18 175L4 183ZM9 251L16 264H63L67 248L60 225L53 217L26 230Z\"/></svg>",
	"mask_w": 264,
	"mask_h": 264
}]
</instances>
